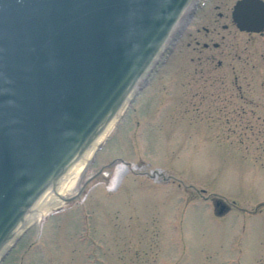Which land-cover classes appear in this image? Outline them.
Returning <instances> with one entry per match:
<instances>
[{"label": "rangeland", "instance_id": "374dc122", "mask_svg": "<svg viewBox=\"0 0 264 264\" xmlns=\"http://www.w3.org/2000/svg\"><path fill=\"white\" fill-rule=\"evenodd\" d=\"M233 1L197 11L137 84L80 194L0 264H264V34L234 26ZM116 163L127 168L110 188Z\"/></svg>", "mask_w": 264, "mask_h": 264}, {"label": "water", "instance_id": "95a60500", "mask_svg": "<svg viewBox=\"0 0 264 264\" xmlns=\"http://www.w3.org/2000/svg\"><path fill=\"white\" fill-rule=\"evenodd\" d=\"M193 1L0 0V260L129 94L128 103L145 87L136 86ZM231 18L258 33L264 3L237 0Z\"/></svg>", "mask_w": 264, "mask_h": 264}, {"label": "bare ground", "instance_id": "6f19581e", "mask_svg": "<svg viewBox=\"0 0 264 264\" xmlns=\"http://www.w3.org/2000/svg\"><path fill=\"white\" fill-rule=\"evenodd\" d=\"M131 93L122 103L118 112L111 117V119L107 122L101 132L96 136V138L91 142V144L86 148V150L80 155V157L60 179V181L40 203V205L34 210V212L14 232L11 239L7 242L4 247H8L11 244L12 239L21 232L22 228H24L26 225H31L33 223H40V221L47 214H50L52 210L60 207L63 204V199L70 197L76 193L83 181V175L88 169V165L96 151L97 145L101 144L110 134L115 123L126 108ZM126 168L127 166L124 163H116L114 165L113 172L111 173L109 179L110 188L115 187L119 183L120 177Z\"/></svg>", "mask_w": 264, "mask_h": 264}, {"label": "flooded vegetation", "instance_id": "af4514ba", "mask_svg": "<svg viewBox=\"0 0 264 264\" xmlns=\"http://www.w3.org/2000/svg\"><path fill=\"white\" fill-rule=\"evenodd\" d=\"M208 0H194L189 7L186 9V11L184 12V14L182 15V17L180 18L176 28L174 29V31L172 32L171 36L169 37L167 43L165 44L161 54L159 55L157 61L154 63L153 67L149 70L148 75H151V72L156 71L157 67L160 66L161 64V57L163 58V56H167L169 53H171V51L174 48V45L177 43V41L179 40V38L181 37L183 31L186 30V28L189 27V25L191 24V21L193 20V17L195 16V14L197 13V11L202 8L204 6V4L207 2ZM237 0L233 1V4L236 2ZM261 2L264 3V0H259ZM233 6V5H232ZM215 7H217V5H215ZM231 11H232V7H231ZM192 13V14H191ZM191 14V16H189ZM222 13L219 12L218 15H221ZM230 16H231V12H230ZM233 23V22H232ZM234 24V23H233ZM235 26V25H234ZM246 34H258V35H262L264 34V28L258 32V33H253V32H245V31H240ZM205 47L207 46V43L203 44ZM216 46V44L214 45ZM220 65V61L217 62V66Z\"/></svg>", "mask_w": 264, "mask_h": 264}]
</instances>
